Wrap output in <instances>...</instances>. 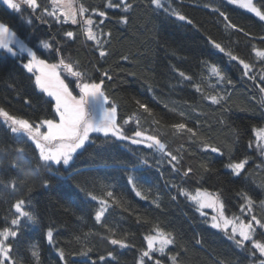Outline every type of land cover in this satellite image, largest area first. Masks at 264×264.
<instances>
[{
  "label": "trees",
  "instance_id": "16d2710c",
  "mask_svg": "<svg viewBox=\"0 0 264 264\" xmlns=\"http://www.w3.org/2000/svg\"><path fill=\"white\" fill-rule=\"evenodd\" d=\"M38 2L42 7L48 5V0ZM75 2L89 10L108 13L103 24H99L103 18L93 15L99 27L111 33L106 57L99 56L93 42L81 34L79 25L58 23L47 16L42 20L39 10L33 13L22 7L16 12L0 0V22L9 25L49 63H57L60 56L68 62L79 61L80 70L97 82L107 71L112 79L105 78V92L117 106V121L125 134L131 136L137 130L134 122L123 125L125 119L136 113L141 121L140 130L157 135L167 144L168 151L182 157L178 167L181 170L190 167L193 173L184 177L174 172L166 157L146 145L105 140L98 133L91 135V142L73 156L68 166L38 167L42 162L34 143L12 134L0 123V229L11 227L10 221L15 218L13 205L19 199L26 201V210L37 218L35 223L21 221L17 238L10 241L13 258L20 264H37L31 252L38 249V264H63L57 252L63 249L68 264L89 260L96 264H138L140 252L146 248L145 236L154 234L159 227L175 237V243L163 255L155 254L161 264H172L173 255H178L179 264H260L264 257L258 251L255 256L250 255L251 242L245 249L238 248L224 233L211 228L208 223L211 216H201L178 189L219 192L229 216L240 215L243 199L239 193L246 192L256 202L254 213L264 222V208L260 207L264 201V156L248 146L255 141L254 129L264 126V107L259 103L264 61L253 50L264 49V21L228 4L227 0H173V6L191 24L157 10L151 0H129L133 8L128 13L122 8H107V0ZM254 2L264 8V0ZM213 8L226 13L243 32L226 30V22ZM123 15L128 16L126 24L120 22ZM29 18L31 24L26 22ZM68 31L75 33L74 39L64 36ZM209 38L224 46L226 52L230 50L252 64L249 76H256V80L244 76L243 66L231 61L226 52L215 49ZM44 40L54 42L53 48L43 49L40 42ZM57 47L59 53L55 51ZM27 58V54L12 57L0 53V107L32 122L54 119V102L35 87L34 75L22 67ZM213 64L233 81L232 85H220L215 77L209 79L208 68ZM178 72L191 76L192 82L184 80ZM61 76L73 94L78 95L76 78L63 71ZM193 83L201 84L203 95ZM212 85H216L215 90ZM224 90L230 97L223 106L204 98ZM137 100L147 104L153 116L138 110ZM153 119L160 124H153ZM180 122L196 129L200 138L221 152L204 150L200 139H190L187 133L175 134L169 126ZM18 148L24 149L23 154L16 151ZM244 157L249 158V163L241 176L236 177L226 165ZM143 160L148 163L143 164ZM204 164L208 165V171L202 167ZM129 176L135 178L142 196L136 195ZM13 180L15 189L8 186ZM105 190L112 191L123 202V207L113 205L109 209L105 222L116 229L115 238L125 239L129 247L112 245L107 238L111 233L94 219L98 203L86 192L103 197ZM244 219L250 217L245 215ZM50 228L54 234L52 244L46 235ZM255 239L264 242V229L257 227ZM85 245L91 249L88 257L70 255L83 250ZM109 252L113 257L107 256ZM99 256H105V261H99ZM145 264L154 261L146 258Z\"/></svg>",
  "mask_w": 264,
  "mask_h": 264
},
{
  "label": "snow or ice",
  "instance_id": "6c2138e0",
  "mask_svg": "<svg viewBox=\"0 0 264 264\" xmlns=\"http://www.w3.org/2000/svg\"><path fill=\"white\" fill-rule=\"evenodd\" d=\"M3 3L11 10L20 12L22 7H27L33 13L37 10L40 11V19L43 20L44 16L51 17L58 23H68L73 25H79L81 34L87 41L93 42L97 48L99 56L101 58L108 55L106 45L110 43L111 33H105L99 24H103L104 19L108 18L106 11H100L98 9L89 10L82 3L76 4L75 0H48V5L43 6L38 0H3ZM151 3L155 8L163 13L175 17L180 21H186L191 24L192 21L187 16L182 14L176 7L173 6V0H151ZM227 3L234 5L239 9H243L260 21H264V8L258 7L254 0H227ZM106 7L109 9L122 8L125 13L130 12L133 8V4L129 3V0H119V2H113V0H107ZM211 7V5H206ZM218 12L220 17L223 18L226 30H236L243 32L242 28H238L233 24L226 13L220 12L219 8L212 9ZM93 15H97L103 18L99 21V24L93 19ZM27 23L31 24V18L27 19ZM121 23L128 22V16L123 15L120 18ZM64 36L69 39L75 38V33L68 31L64 33ZM107 37V38H106ZM212 46L219 50L221 53H225L226 49L220 43L209 38ZM53 43L47 40L41 41L43 49H52ZM0 50H3L12 57H17L20 54H27V62L22 64V67L27 70L28 73L34 75V85L41 92L52 98L54 102V119H42L39 122H32L28 119L19 117L10 113L4 107H0V123L4 124L12 134L18 137L23 136L27 140L34 143L35 148L38 149V159L42 162L43 167H51L53 165H68L72 161L73 156L77 153V150L83 149L86 143L91 142L90 137L93 133L102 134L105 140H117V141H129L135 145H146L149 149H155L162 154V158H167V163L172 167L174 172L181 173L182 176L187 177L193 173L192 168L181 170L178 165L182 159L179 155H174L171 151H168V146L157 135H149L147 131L140 130V118L134 113L133 116L128 117L123 121V125H127L130 122H134L137 126V130L129 136L125 134L124 127L117 121V106L114 101H110L109 96L105 92V78L111 80L112 77L107 71L102 73V78L97 82L85 72L80 70L79 61L68 62L63 56H60L57 63H49L48 60L42 59L37 55V52L33 48L29 47L23 39H21L16 31L9 27V25L0 22ZM256 57L264 61V49L254 48ZM59 53V47L55 49ZM226 55L231 61H238L243 66L244 76H248L251 80H256V76H249V73L253 69V65L245 62L244 59L233 55L229 50ZM127 59V57H123ZM209 79L215 77L217 83L220 85H232L233 81L228 79L219 67L216 65H210ZM65 72L68 76L76 78V87L79 89V94L74 95L69 84L65 82V79L61 76V72ZM179 76L188 82H192V77L185 75L184 72H178ZM261 86L259 91L261 93L259 103L264 107V69H261L260 76ZM193 87L196 91L204 94V89L201 84L193 83ZM214 90L216 85L211 86ZM230 97V93L226 90L215 91V94L205 95L204 98L209 100L214 105L223 106ZM30 103V101H25ZM138 110H142L143 114L153 116L152 109L145 103L136 101ZM167 107V105H165ZM179 115L184 117V113L180 112ZM153 124H160L159 120L153 119ZM175 134H189L190 139H200L201 146L206 151L213 153H220L221 149L208 143L207 140L199 137L196 129L188 127L186 123H174L169 126ZM255 141L249 142V148L255 147L261 156H264V126L254 129ZM18 153L23 154L24 149L18 148ZM143 164H147V160L142 161ZM249 163V158L244 157L238 161H231L226 165V168L231 173L240 177L245 171V166ZM13 167L18 165L13 164ZM205 171H208V165H202ZM250 175V174H249ZM129 183L135 190L137 196H142V192L137 187L135 178L129 176ZM24 183L23 181L21 182ZM47 185V181L44 182ZM12 189L16 188V181H10L9 185ZM173 187H178L173 185ZM30 190V189H29ZM180 194L190 200L196 207V210L201 216H206L204 212L205 208L213 209L215 214L210 217L208 223L213 229H217L224 233L229 240H231L238 248L245 249L246 244L251 242L250 255L255 256L256 252H259L261 257H264V242L255 239L257 227L264 229V222L261 221L254 213V206L256 202L246 192L239 193V196L243 199V203L239 206L240 215H226L224 202L220 198L219 192H210L207 189L197 188L193 192L187 189H178ZM86 195L92 200L98 203V208L95 210L94 219L98 224H101L107 232L111 233L107 238L112 245H118L121 248L129 247L125 239H117L116 229L109 227L105 222V215L109 209L115 206L123 207L121 199L110 191L105 190L104 196L94 195L92 192H86ZM106 197V198H105ZM147 199V196H143ZM175 199V197H173ZM154 204L159 207L157 201H153ZM26 201L19 199L15 201L13 208L15 210V218L11 219V227H5L0 229V264H20L17 259L13 258V243L19 233L20 224L22 220L35 223L36 217L27 209ZM260 207L264 208V201L260 203ZM250 217L245 221L244 216ZM47 241L49 244L54 242L53 230L50 228L47 231ZM87 235V234H85ZM79 241L81 237H76ZM146 248L141 250L138 264H145V259L154 261V264H161L159 259H155V254L163 255L168 246L175 243V237L163 229L156 227L154 234L145 236ZM197 243H200L199 241ZM58 258L63 261V264H68V260L65 258L66 254L63 249H57ZM91 249L86 245L83 250L71 253L70 255L88 257ZM32 257L39 261L38 249H33L31 252ZM108 257H113V253H107ZM105 256H99V261H105ZM172 264H179L178 255L171 256ZM81 264H96V261H82ZM223 264V262H221ZM260 264H264V260L260 261Z\"/></svg>",
  "mask_w": 264,
  "mask_h": 264
},
{
  "label": "rangeland",
  "instance_id": "374dc122",
  "mask_svg": "<svg viewBox=\"0 0 264 264\" xmlns=\"http://www.w3.org/2000/svg\"><path fill=\"white\" fill-rule=\"evenodd\" d=\"M2 2H3V0H1ZM76 3V2H75ZM14 11V10H13ZM94 19V18H93ZM95 20V19H94ZM6 53V52H4L3 50H0V53ZM7 54V53H6ZM23 54H26V53H23ZM23 54H20L19 56H23ZM27 62V60L26 61H22V64L23 63H26ZM52 99V98H51ZM94 134V133H93ZM92 135V134H91ZM87 144V143H86ZM81 150V149H80ZM80 150H77V152L78 151H80ZM76 154V153H75ZM74 154V155H75ZM71 162V161H70ZM70 164V163H69ZM68 164V165H69ZM68 165H65V166H68ZM204 212L207 214L206 216H212V215H214L215 214V211L213 210V209H208V208H205L204 209Z\"/></svg>",
  "mask_w": 264,
  "mask_h": 264
}]
</instances>
